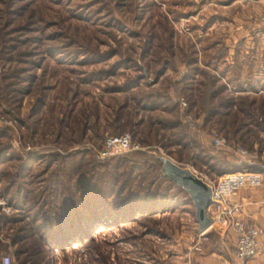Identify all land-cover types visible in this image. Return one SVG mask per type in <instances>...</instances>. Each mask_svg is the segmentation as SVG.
<instances>
[{"label": "rangeland", "instance_id": "1", "mask_svg": "<svg viewBox=\"0 0 264 264\" xmlns=\"http://www.w3.org/2000/svg\"><path fill=\"white\" fill-rule=\"evenodd\" d=\"M221 7V0H0V149L8 150L0 197L11 208L0 216V255L14 264H184L204 251L218 231L200 235L190 197L150 163L161 154L215 179L231 170L216 172L209 156L237 162L243 148L242 157L256 153L264 162V94L250 97L245 111L230 95L233 85H258L256 65L246 63L250 79H227L224 44L247 36L224 28ZM213 75L226 90L210 96ZM126 131L140 148L98 162L103 139ZM213 131L228 144L215 146ZM133 163L141 169L128 173ZM107 168L117 183L113 190L107 176L100 183L105 207L131 192L145 199L142 209L48 239L50 227L67 223V206H80L84 177L93 183ZM152 192L164 202L151 213Z\"/></svg>", "mask_w": 264, "mask_h": 264}, {"label": "crops", "instance_id": "2", "mask_svg": "<svg viewBox=\"0 0 264 264\" xmlns=\"http://www.w3.org/2000/svg\"><path fill=\"white\" fill-rule=\"evenodd\" d=\"M221 5L222 18H225L224 28L228 29L229 32L235 30L236 32H244V35L247 36L243 44L241 42H238L239 44L232 43L231 41L224 44L226 46L224 64L227 66V79L230 81L244 80L247 77L243 75L246 72V63H251L256 65V69L252 71L251 76L260 80L257 86L250 82V84L248 82L244 83L242 87L239 85L237 88L233 85L235 89L232 90L233 94L230 95L243 94L249 98H255L254 95L256 94L261 96L264 94V22L259 17L264 14V0H221ZM252 35L256 37L251 38ZM217 63L214 71L220 78ZM250 74L251 72L248 76ZM221 79L223 78L221 77ZM262 152L264 153V150ZM256 156L255 153L250 156L252 158L236 157L239 158L237 162L243 165L246 162L249 165L261 166L255 170L262 173L263 185L261 187H242L232 196V199L241 204L243 216L259 224L264 229V162L260 163L259 161V164H257L256 159H254ZM213 235L204 251H192L193 253L188 257V262L184 264H240L241 262L242 264H264L263 252L246 260L239 261L235 259L231 250L233 235L229 230L217 232Z\"/></svg>", "mask_w": 264, "mask_h": 264}, {"label": "built area", "instance_id": "3", "mask_svg": "<svg viewBox=\"0 0 264 264\" xmlns=\"http://www.w3.org/2000/svg\"><path fill=\"white\" fill-rule=\"evenodd\" d=\"M259 19L264 22V14H261ZM182 105L186 106L184 100ZM187 117L190 123L196 121L190 115ZM211 138L212 143L217 147L228 144L226 138L216 131L212 132ZM138 145L129 131L111 134L103 139L97 148V154L100 158H106L138 149L140 148ZM239 152L242 156L248 154L247 150L243 148H239ZM202 179L211 189V202L207 206L211 223L206 229L198 231L199 234L205 235L210 228L218 232L229 230L233 235L232 254L239 261L252 258L260 252L264 253L263 227L243 216L241 204L232 199V196L242 187H261L263 185L262 173L243 168L224 172L215 179H209L205 176ZM9 212H11L9 203L0 197V216ZM0 264H14V259L9 253L2 254L0 255Z\"/></svg>", "mask_w": 264, "mask_h": 264}, {"label": "trees", "instance_id": "4", "mask_svg": "<svg viewBox=\"0 0 264 264\" xmlns=\"http://www.w3.org/2000/svg\"><path fill=\"white\" fill-rule=\"evenodd\" d=\"M9 22H10V20L7 19L2 24H7ZM210 82L212 85L210 96H215L219 92H223L226 90V85L224 83L218 81L217 76H214V75L211 76ZM238 96H240L241 104L239 102H238V104H236V102H235L236 99H233V97L229 98V100H227L226 103L232 104V102L234 101L235 105L238 106L237 107L238 109L245 111V109L241 108V107H248V105L251 104L252 100H249V97L247 95L240 94ZM217 103H218L217 106H223L224 105L223 103L221 105L220 102H217ZM241 110H239V111H241ZM242 124L243 123H240L238 126L240 127V125H242ZM234 127H236V126H234ZM222 132L226 134V131L223 130ZM132 136L134 138L133 133H132ZM8 149H9V147H8ZM7 151L8 150H6V146H4V149L3 148L0 149V156L4 155ZM128 152H130V151H126V153H122V154L111 155V156L106 157V158H100L98 155H96L95 157H96L98 162L111 160V158H115V160H117V158L127 157L126 155ZM209 157L211 160L210 164H214L213 168L216 172H219V171L222 172L223 170L235 171V170L240 169L242 167V163H240V162H236V161L231 162L229 160H224V159L217 158V157H211V156H209ZM156 160L158 161L156 164L150 163V166L152 168H154V170H155L156 176L159 175V176H161L162 180L164 179V180H167L171 183H175L163 174L162 169H161V163H162L161 160L158 157H156ZM66 162L67 161L60 163L61 166H63L62 170L65 171L64 173H67L68 168H71V165H68V163H66ZM23 164L24 163L20 164V166H22V168H24ZM79 165L80 164L78 163L77 167H79ZM140 165H141L140 163H133V164L129 165L127 172L131 173L134 171L135 168L141 169ZM100 166L105 167L104 164H101ZM260 167L261 166H258L256 164L251 165V168H253V169L260 168ZM146 168H148L147 171H149V166H147ZM56 171L57 170H55V172ZM106 171H107V173L105 175H100V177L97 176L96 179L94 178L93 183H91V180L89 177H84L82 193L85 194V197H84V199H82L80 206L76 205L74 202H71V204H69L67 206V208H66L67 209V217H68L67 223L65 225H63L62 223H59L57 228L53 227L54 225L52 226V229L50 227V231L48 232V237H49L48 239L52 238L53 234H56V235L60 236L61 238L65 237L66 239H68L70 233L72 231H75L74 229H77L79 225H80L79 228L81 229V231H83L84 229L88 228V226L93 225V223L101 221V220H105V218H107V217L108 218L113 217L114 215H117V216L118 215L119 216L131 215L132 216L135 214V211H136V213L139 211L138 209L141 208L140 206H143L144 203L146 202L144 198L141 199L139 197L141 195L140 193H139V195L138 194L136 195V193L130 192L127 195V197L125 198V200H122V201L120 200L117 203L113 202V206H112L113 209L105 207V204H107V202L104 199L105 198L103 196L104 192H102L103 189H102V185L100 183L104 184V182L106 180L105 179L106 176L108 177L107 180L110 179V181H111V183H109L108 190L109 189L113 190L114 185L117 183V181L115 183V181L112 180L113 178H115L116 174L114 172L111 173V171L109 172L108 168ZM92 172L94 173L95 171L92 170ZM60 173L61 172H59V174ZM86 174H87V176H90L89 173H86ZM142 175H143V172H142ZM130 178H131L130 176H127L125 181L124 180L122 181V183H121L122 186H120L119 189L126 188L129 181H130ZM155 179H156V177H155ZM149 184H153V181ZM177 186L181 190H183L188 196V193L186 190H184L179 185H177ZM143 191L145 193L151 192L147 189V186L144 187ZM154 193L153 192L151 193V196L149 197L150 201L148 200L152 204V207L154 209L153 210L151 208V211H150L151 213L154 212L155 209L157 208V206H155V204L159 205V203L164 202V200H162V201L158 200L157 197L154 196L155 195ZM98 205L100 206L99 208H98ZM98 209L101 211H99ZM73 220L77 221V223L76 224L73 223ZM24 250L25 249H23V247L18 248L15 251V253H16V255H21L22 253H24Z\"/></svg>", "mask_w": 264, "mask_h": 264}, {"label": "water", "instance_id": "5", "mask_svg": "<svg viewBox=\"0 0 264 264\" xmlns=\"http://www.w3.org/2000/svg\"><path fill=\"white\" fill-rule=\"evenodd\" d=\"M161 160V169L165 176L187 191L195 209L197 230L202 231L211 223L207 206L211 202V189L203 179L190 167L182 166L163 155H157Z\"/></svg>", "mask_w": 264, "mask_h": 264}]
</instances>
